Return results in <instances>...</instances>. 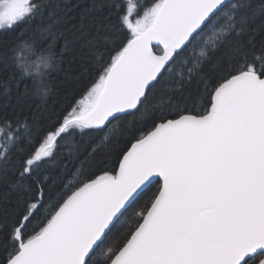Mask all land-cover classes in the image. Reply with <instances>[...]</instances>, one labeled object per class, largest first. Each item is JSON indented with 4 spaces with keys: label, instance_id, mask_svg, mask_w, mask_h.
<instances>
[{
    "label": "snow or ice",
    "instance_id": "1",
    "mask_svg": "<svg viewBox=\"0 0 264 264\" xmlns=\"http://www.w3.org/2000/svg\"><path fill=\"white\" fill-rule=\"evenodd\" d=\"M12 32L0 264H264V0H0Z\"/></svg>",
    "mask_w": 264,
    "mask_h": 264
},
{
    "label": "trees",
    "instance_id": "2",
    "mask_svg": "<svg viewBox=\"0 0 264 264\" xmlns=\"http://www.w3.org/2000/svg\"><path fill=\"white\" fill-rule=\"evenodd\" d=\"M80 2L83 3L84 0H80ZM16 31L18 32L19 29ZM14 35H16V32L0 33V41L11 39ZM88 79V75L78 61L72 63L66 61L62 70L54 72L51 77L49 85L51 92L48 98L49 107L56 106L59 108L61 105L66 107L83 92Z\"/></svg>",
    "mask_w": 264,
    "mask_h": 264
}]
</instances>
